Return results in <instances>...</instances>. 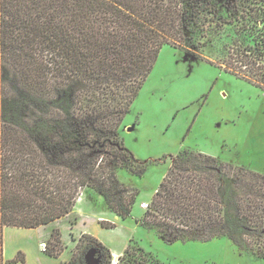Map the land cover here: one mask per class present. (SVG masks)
I'll use <instances>...</instances> for the list:
<instances>
[{"label":"trees","instance_id":"1","mask_svg":"<svg viewBox=\"0 0 264 264\" xmlns=\"http://www.w3.org/2000/svg\"><path fill=\"white\" fill-rule=\"evenodd\" d=\"M225 37L219 67L264 91V0H0V264L6 226L52 223L88 189L132 214L138 191L118 171L145 167L121 137L125 116L165 45ZM142 222L168 243L228 238L264 258V174L185 149ZM51 240L45 252L60 257L58 229ZM10 262L26 264L22 252ZM64 264H113V253L84 233ZM117 264L160 263L129 245Z\"/></svg>","mask_w":264,"mask_h":264},{"label":"rangeland","instance_id":"2","mask_svg":"<svg viewBox=\"0 0 264 264\" xmlns=\"http://www.w3.org/2000/svg\"><path fill=\"white\" fill-rule=\"evenodd\" d=\"M226 34L232 35L233 27H227ZM227 41L230 37L199 51L162 48L120 130L126 148L145 167L141 175L127 168L118 171L121 184L130 192L138 191L132 214L121 218L108 209L102 196L88 189L71 213L39 227L38 240L49 237L42 244L52 248V233L58 229L65 248L62 255L69 254L70 259L82 234L99 239L96 223L105 219L115 224L107 232L113 239L107 242L114 247L118 237L123 239L117 249L108 245L113 264L119 263L129 245L143 247L160 264H264V258L241 251L228 238L168 243L142 222L149 210L143 204L150 205L173 157L185 149L264 174V91L219 67Z\"/></svg>","mask_w":264,"mask_h":264},{"label":"crops","instance_id":"3","mask_svg":"<svg viewBox=\"0 0 264 264\" xmlns=\"http://www.w3.org/2000/svg\"><path fill=\"white\" fill-rule=\"evenodd\" d=\"M100 221L96 223L97 228L95 230L96 231L95 234L105 245L107 246L109 245L112 248L117 249L119 245L121 246L123 244V239L121 237H118L117 238L118 243L116 244V246L113 247L112 245H110L107 241H109V239L112 241L113 236L107 233L109 229L104 228L101 225ZM7 227L10 226H6L4 229V256H5V260L7 261L6 264H21V262H10L17 257L19 252H22L24 254V259L26 264H64L68 260L69 254H63L60 257H51L45 252L42 246L44 244L42 243H44V240H48L49 237L46 239L38 240L36 232L39 229V227L38 228L10 227L8 229ZM100 232L102 233V235H105L107 239L103 238ZM119 240H121V243L119 242Z\"/></svg>","mask_w":264,"mask_h":264},{"label":"built area","instance_id":"4","mask_svg":"<svg viewBox=\"0 0 264 264\" xmlns=\"http://www.w3.org/2000/svg\"><path fill=\"white\" fill-rule=\"evenodd\" d=\"M143 207L148 208V207H149V204H148V203H147V204H143ZM43 249H44V250L46 249V245H43Z\"/></svg>","mask_w":264,"mask_h":264},{"label":"water","instance_id":"5","mask_svg":"<svg viewBox=\"0 0 264 264\" xmlns=\"http://www.w3.org/2000/svg\"><path fill=\"white\" fill-rule=\"evenodd\" d=\"M43 246V245H42Z\"/></svg>","mask_w":264,"mask_h":264}]
</instances>
